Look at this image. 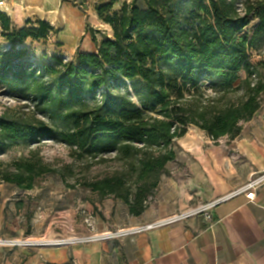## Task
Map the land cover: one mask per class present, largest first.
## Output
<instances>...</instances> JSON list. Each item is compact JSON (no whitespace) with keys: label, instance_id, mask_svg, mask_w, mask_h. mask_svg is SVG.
Wrapping results in <instances>:
<instances>
[{"label":"trees","instance_id":"obj_1","mask_svg":"<svg viewBox=\"0 0 264 264\" xmlns=\"http://www.w3.org/2000/svg\"><path fill=\"white\" fill-rule=\"evenodd\" d=\"M142 1L124 2L114 14L115 0L98 6L112 35L99 44L93 38L96 52L75 62L55 56V66L34 67L23 61L25 49L0 55V85L33 107L28 117L0 115V156L17 144L55 140L90 166L113 157L120 170L84 185L121 199L133 216L144 212L190 126L213 141L234 138L264 94V72L250 54L264 47V0L243 10L239 0ZM0 25L10 43L57 32L45 21L16 28L1 12ZM53 173L63 170L36 151L0 160V182L20 191Z\"/></svg>","mask_w":264,"mask_h":264},{"label":"crops","instance_id":"obj_2","mask_svg":"<svg viewBox=\"0 0 264 264\" xmlns=\"http://www.w3.org/2000/svg\"><path fill=\"white\" fill-rule=\"evenodd\" d=\"M78 1L80 8L74 6V0H4L0 12L16 28L26 26L28 21L49 23L57 30L52 38L59 45L58 51L69 49L65 56L74 62L79 53L96 52L100 38L92 29L102 27L96 12L84 9L86 1ZM103 27L111 36V27ZM178 144L180 159L176 153L167 165L144 212L133 216L121 200L114 201L111 207L104 202L103 218L94 223L97 231L89 233L132 230L128 235L98 241L56 240L52 241L55 244L36 248L0 246V264H264V181L254 201L239 191L264 176V100L254 116L241 123L236 137L225 136L212 142L201 131L196 135L186 133ZM218 200L210 210V221L203 214L189 215L174 223L139 230ZM9 207V200H0V237L24 236L18 228L7 230ZM24 208V203L17 204L20 216ZM64 212L66 220L59 232L49 220L44 238L68 235L73 230L72 215ZM40 214L34 222L40 221ZM30 234L40 235L36 224Z\"/></svg>","mask_w":264,"mask_h":264},{"label":"rangeland","instance_id":"obj_3","mask_svg":"<svg viewBox=\"0 0 264 264\" xmlns=\"http://www.w3.org/2000/svg\"><path fill=\"white\" fill-rule=\"evenodd\" d=\"M74 1L76 2L74 6L79 7L81 1ZM85 1L86 5L84 4V7L86 8L84 9L93 10V12H96L97 14V7L109 3L111 0ZM131 1L132 0H115L113 8L109 13L114 14L118 12L124 2L130 3ZM259 1L262 0H239V8L243 10V5L245 2L257 4ZM139 5L144 7V2L140 0ZM98 15L99 14H97V16ZM100 20L102 27L99 25L97 26V29H92V31H94L97 34V37L100 38L99 42H102L107 36H109V33L106 28L103 27L107 24H105L102 19ZM256 25L257 22L252 23L246 29V32L251 34L253 28ZM2 28L3 27L0 25V55L4 52L25 49L27 50V53L23 57V61L26 60L28 64L34 67H41L42 65L55 66L56 63L53 59L55 56L57 58H61L65 63L72 62L68 61L67 57L65 56L69 54V49L58 51L59 45L52 38L54 33L49 34L48 38L40 40H33L29 38L27 41L22 43H10V41H8V39L5 37ZM250 54L251 61L255 64H259V68L264 72V47L260 51H250ZM75 61L76 60H74V62ZM245 76V72H241L240 80L245 78ZM203 91L205 93H210L207 85L203 86ZM32 112L33 107L28 105V102L24 101V99H22L18 94L11 93L4 86L0 85V115L7 113L15 116L24 115L28 117L32 116ZM187 133L196 135L200 134L201 130L190 126ZM178 142H180V139L175 140L172 148L177 154H179L178 156L180 159V145ZM31 151L38 152L45 162L51 164L55 168L60 170L62 169L63 174L53 173L40 178L37 182V187L30 191H20L18 188L0 182V200H9L10 206L8 214L10 227L7 230L13 232L14 229L18 228L19 231H24V236H19V238L8 237L6 239L12 241L17 240L20 242L30 240L34 242H42L40 243L41 245H44L45 243H50L52 245L55 244L52 243V241L56 240H67L68 243L73 241L69 239L76 238L77 240L99 235L96 232L92 235L89 233L97 231L96 225L94 223L97 221V219L102 220L103 218L102 211H104L105 207L102 205V203L105 202V204H108L109 202L108 206L111 207L113 206L112 204L114 201L121 199H118L113 195L103 196L101 193L94 192L88 189L84 185V182L88 180L93 181L96 179H101L105 176L111 175L113 172L121 169L122 163L118 160L116 161L112 159L113 157H109L105 162H101L93 166L88 165L87 161L85 160L75 161L71 155V150L67 146L56 142L55 140H43L40 143L34 145H14L11 149L6 151L4 155L0 156V160L4 162H12L21 158L22 156H29ZM16 200H24V202H17ZM20 203L25 204L24 210L20 211L22 212V216H20L17 211V204ZM34 207L35 211H33ZM65 210L70 212L72 215L73 230H69L68 235H55V237L51 236V238H49L48 236L47 238H44L48 225L51 223V221L54 222L52 224L53 229L59 232V228H61L62 224L66 220L64 214ZM39 213H41L40 221L37 219V221L34 222V217ZM33 224H36L40 234L35 237L30 236V233L33 229ZM81 230H84V233H87L88 235L83 236ZM111 231L112 233L117 232L116 230ZM34 247L36 248V246Z\"/></svg>","mask_w":264,"mask_h":264},{"label":"built area","instance_id":"obj_4","mask_svg":"<svg viewBox=\"0 0 264 264\" xmlns=\"http://www.w3.org/2000/svg\"><path fill=\"white\" fill-rule=\"evenodd\" d=\"M9 1H12V2H23L25 0H9ZM4 3H5L4 0L3 1H0V5H2ZM212 142H216V141H213L212 140ZM263 181H264V176H260V177L256 178L255 180L249 182L247 185H245L244 187H242L239 191L240 192H244L245 195H246V198L249 201H254L255 196H256V190H257V188L259 187V185ZM219 201L220 200L211 202L209 204H205V205H203V206H201L199 208H196L194 210H191L190 212H188L186 214H180L179 216H174V217L168 218L167 220L158 222L156 224L142 227L139 230L142 231V230H145V229L153 228L154 226H160V225L174 223V222H177V221H180V220L184 219L185 217H187L189 215H199V214H203L204 215V218L207 221H210L211 220L210 210ZM131 231L130 230L129 231H121V232L120 231H117V232H114V233L108 232V233L101 234L100 236L97 235V236H94V237H88L86 239H88V240H96V241L101 240V239H111V238L113 239V238H116V237H119V236L128 235ZM40 243H42V242H34V241H30V240L25 241V242H20V241H17V240H13L12 241V240H9V239L0 237V246H30V247H34V246L41 245Z\"/></svg>","mask_w":264,"mask_h":264},{"label":"bare ground","instance_id":"obj_5","mask_svg":"<svg viewBox=\"0 0 264 264\" xmlns=\"http://www.w3.org/2000/svg\"><path fill=\"white\" fill-rule=\"evenodd\" d=\"M58 241H59V240H58ZM58 241H57V242H58ZM20 244H21V243H20Z\"/></svg>","mask_w":264,"mask_h":264}]
</instances>
